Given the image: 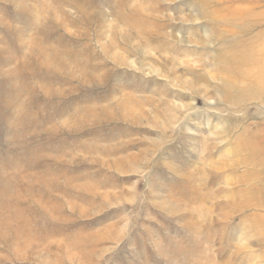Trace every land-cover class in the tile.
Listing matches in <instances>:
<instances>
[{"label": "rangeland", "instance_id": "1", "mask_svg": "<svg viewBox=\"0 0 264 264\" xmlns=\"http://www.w3.org/2000/svg\"><path fill=\"white\" fill-rule=\"evenodd\" d=\"M0 264H264V0H0Z\"/></svg>", "mask_w": 264, "mask_h": 264}]
</instances>
